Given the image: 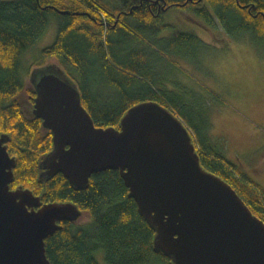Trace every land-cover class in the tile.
<instances>
[{
	"label": "trees",
	"instance_id": "trees-1",
	"mask_svg": "<svg viewBox=\"0 0 264 264\" xmlns=\"http://www.w3.org/2000/svg\"><path fill=\"white\" fill-rule=\"evenodd\" d=\"M172 6L201 17L215 41L221 40L217 22L225 36L250 43L261 55L264 0H0V133L8 134L7 151L16 159L10 187L29 188L41 204L71 201L87 214L83 222L61 221L46 237L52 264L171 263L154 250V230L128 196L119 170L93 173L83 187L61 173L40 176L38 163L52 147L51 133L32 114L35 74L27 71L26 87L21 60L51 19L57 33L41 51L42 64L77 87L96 126L118 128L125 111L142 101L169 108L189 128L201 165L228 182L264 221V187L226 157L222 139H212L208 109L192 99L196 93L169 82L170 67L181 72L176 59L195 61L198 50L209 48L193 31L160 37L171 26L164 14ZM23 92L29 100L24 106L18 99Z\"/></svg>",
	"mask_w": 264,
	"mask_h": 264
},
{
	"label": "water",
	"instance_id": "water-1",
	"mask_svg": "<svg viewBox=\"0 0 264 264\" xmlns=\"http://www.w3.org/2000/svg\"><path fill=\"white\" fill-rule=\"evenodd\" d=\"M47 64V63H46ZM32 68V114L51 133L40 176L61 173L83 187L91 174L119 170L138 212L154 230L153 248L171 264H264V221L235 189L200 163L189 128L154 101L129 107L119 127L96 126L75 85ZM0 133V264H52L45 239L82 214L71 201L41 204L29 188L10 187L16 159Z\"/></svg>",
	"mask_w": 264,
	"mask_h": 264
},
{
	"label": "rangeland",
	"instance_id": "rangeland-1",
	"mask_svg": "<svg viewBox=\"0 0 264 264\" xmlns=\"http://www.w3.org/2000/svg\"><path fill=\"white\" fill-rule=\"evenodd\" d=\"M201 20L192 11L177 6L164 14V22L171 26L163 29L160 37H169L175 31H193L209 45L205 53L197 51L195 61L176 59L181 72L170 67L169 82L179 81L196 93L193 98L189 93L185 95L207 107L212 139H222L226 157L264 187V49L259 55L250 43L231 40L217 22L214 31L221 40L215 41ZM56 33L57 23L51 19L45 33L23 55L26 87L30 86L27 71L43 65L41 51L53 43ZM18 99L22 106L29 101L25 92ZM86 219L87 214L82 212L77 222ZM155 263L160 264V260Z\"/></svg>",
	"mask_w": 264,
	"mask_h": 264
}]
</instances>
